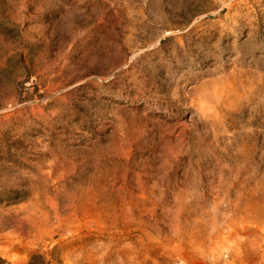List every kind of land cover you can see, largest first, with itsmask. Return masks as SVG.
Masks as SVG:
<instances>
[{"label": "rangeland", "instance_id": "rangeland-1", "mask_svg": "<svg viewBox=\"0 0 264 264\" xmlns=\"http://www.w3.org/2000/svg\"><path fill=\"white\" fill-rule=\"evenodd\" d=\"M0 264H264V0H0Z\"/></svg>", "mask_w": 264, "mask_h": 264}]
</instances>
